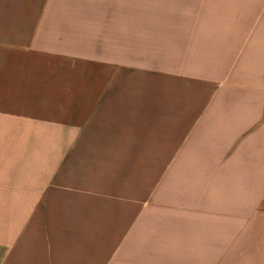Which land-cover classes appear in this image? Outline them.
<instances>
[{
	"label": "crops",
	"instance_id": "crops-1",
	"mask_svg": "<svg viewBox=\"0 0 264 264\" xmlns=\"http://www.w3.org/2000/svg\"><path fill=\"white\" fill-rule=\"evenodd\" d=\"M108 2L0 0V264L134 250L156 221L190 238L166 264H264L243 257L264 251V0Z\"/></svg>",
	"mask_w": 264,
	"mask_h": 264
},
{
	"label": "rangeland",
	"instance_id": "rangeland-1",
	"mask_svg": "<svg viewBox=\"0 0 264 264\" xmlns=\"http://www.w3.org/2000/svg\"><path fill=\"white\" fill-rule=\"evenodd\" d=\"M260 4V0H109L108 8H218L222 12H228L231 8H237L240 11L241 8H252L246 7V5ZM142 223V222H141ZM164 221L154 222L156 230L149 233V223L141 225L140 244L136 249L133 250L132 242L128 246L127 251L116 252L113 249L109 252H101L100 244L93 246L92 252H84V238H74V245L77 248L76 253H67L63 250L66 249L64 241L60 245V254L54 253L51 246H45V252L42 254L43 264H52L53 261L59 259L61 261L67 259H73L76 257L79 261H90L93 264H100L105 261H117V260H150L156 264H166L169 261L168 257L163 256L159 253V250L165 246L170 247L174 253H180L185 250L189 245L188 241L190 238L183 236H166L168 229ZM180 222H168V227L179 225ZM153 226V222H151ZM146 229V230H145ZM139 243V242H138ZM51 247V248H50ZM50 250V251H48ZM151 252V258L149 257ZM244 259L249 260H264V251L258 253H246L243 254Z\"/></svg>",
	"mask_w": 264,
	"mask_h": 264
}]
</instances>
